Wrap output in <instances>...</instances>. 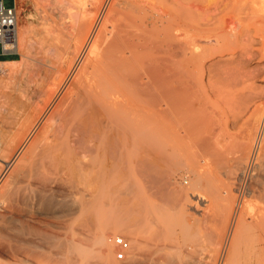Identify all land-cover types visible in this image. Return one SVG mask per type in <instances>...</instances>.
Wrapping results in <instances>:
<instances>
[{
    "label": "bare ground",
    "instance_id": "bare-ground-1",
    "mask_svg": "<svg viewBox=\"0 0 264 264\" xmlns=\"http://www.w3.org/2000/svg\"><path fill=\"white\" fill-rule=\"evenodd\" d=\"M75 1L80 2V13L74 10ZM152 1L144 5L137 0L67 1L74 10L69 18L77 38L67 70L59 77L60 93L52 109L37 107L24 116L0 154V264H116L107 245L113 246L111 237L105 240L111 227L130 236L132 250L128 253L129 245L123 264H140L142 247L157 231L144 237L153 220L146 197L168 200L169 176L174 175L167 154L179 151L181 126L186 133L184 125L190 118L181 122V104L187 100L181 103L188 80L185 68L223 53L229 31L227 15L206 19L208 29L199 31L200 6ZM26 34V27L16 29L15 44L8 50L17 53ZM201 38L214 47L200 48ZM219 119L211 124L208 145L202 140L200 145L194 143L201 152L200 170L194 173L196 181L192 179L197 186L204 181L222 185V206L213 200L220 208L216 219L212 217L218 222L214 233L211 228L216 233L214 249L209 248L213 255H205L207 248L205 256L179 258L172 254L175 248L154 243L150 250L147 247L157 255L150 264H264V118L260 125L246 122L234 133L223 129L226 121L222 125ZM191 121L189 125L196 123ZM227 140L238 152L230 165L227 156L223 164L219 160L227 152ZM92 141L102 157L93 176L91 171L85 173ZM212 158L219 163L213 166ZM131 178L138 186L129 183ZM83 179L97 182L103 208L118 211L114 219L104 218L96 225L86 246L78 239L95 228L97 198L94 187L95 200L87 198ZM188 215L183 212V223ZM248 234L255 240L246 247Z\"/></svg>",
    "mask_w": 264,
    "mask_h": 264
},
{
    "label": "rangeland",
    "instance_id": "rangeland-1",
    "mask_svg": "<svg viewBox=\"0 0 264 264\" xmlns=\"http://www.w3.org/2000/svg\"><path fill=\"white\" fill-rule=\"evenodd\" d=\"M67 1L4 0L6 7L15 5V8H17V31L20 26H24L27 29V34L23 47L17 53L0 57L1 60H5L4 62H6L3 65L1 64L2 70L0 72V144L2 146H0V154H3L1 152L4 151V145L9 143L8 141H11L13 136H15L14 134L17 132L24 116L37 107H44L45 111L46 109H52V102L60 93L62 82H60L59 77L61 73L67 70L69 56L74 49L73 46L77 38L75 28L71 26L69 13L74 10L78 12L79 10L80 12L82 11L79 8L80 2L75 1L77 8L73 10L68 6ZM137 1L142 3V5L148 2V0L146 2L145 0ZM172 1L184 4L193 3L201 7L197 11L199 16H196L198 23L201 25L198 26L199 31L208 29V26L204 25L206 19H210L215 15H218V17L227 15V30H229L227 31V48L223 53L210 57L211 59L204 58L203 62L200 61L194 66L185 68V71L188 73V80L183 84L182 97L184 99L181 97V103L185 99L187 100L181 104V113L183 111L185 114H181V119H183L181 122L183 121L184 123V119L190 118L184 125L186 133H184V129L181 126V134H184V136L181 135L178 154L173 155L170 152L167 154V160L172 167V170H170V167L169 171L174 175L169 176L171 179L169 180L170 187L168 186L170 193L168 200L165 199L162 202L158 201L154 196L150 197L151 195H148L151 199L146 197L153 220L149 225L152 227L150 229L146 228L149 232L145 230L146 232L143 234L144 237L148 238V235L152 231L157 230L151 234L152 237L154 236L153 238L150 237L151 235L148 238L149 243L147 247L149 250L154 243H157L159 245L170 246L172 250L175 248L174 251L176 253L172 251V254L181 255L182 258L183 255H186L184 258L194 256V258H198L205 255L209 257L213 255L211 250L215 246L212 240L215 237L216 233L214 235L213 233L216 231L215 227H217L216 224L218 223L215 217L219 215L217 211L220 209L217 207V204L219 203L218 205L222 206L223 203L219 192V188L221 189L222 185L219 186L218 183L220 182H217V184L215 182L214 184L212 181H204L200 186L194 183L196 181L194 173L200 170L198 160L200 159L199 154L201 152L199 151L200 147L194 143L200 145L202 142L208 145L207 137L210 136L212 123L215 119H219L218 115H224V118L220 116L219 120L222 122V125L226 121L225 123L227 124L224 123L222 128L227 129L229 133L239 131L246 122L250 121L258 126L264 118V0H167L166 3L170 6ZM151 2L153 1L150 0L149 3ZM198 42L197 44L200 48L214 47L213 42L209 43L207 39L201 38ZM201 62L203 65H201ZM184 95L186 96L184 97ZM185 106L188 107V110ZM192 119L194 121H191V123L196 122L197 124L193 123L194 125H189ZM194 126H197V128ZM200 126H205L203 127L205 129H201ZM234 128L236 129L234 130ZM188 129L189 131H187ZM189 132H191L190 135ZM198 135L202 136V139ZM92 142L88 146L93 152L87 153L85 157V173L91 171V175L93 176L97 175L95 173H98L99 160L102 157L97 150V143L93 142V144ZM223 154L225 155H222L219 160L223 164L225 156H227V165H230L232 160L238 156L237 149L229 140H227V152ZM217 161L212 158L210 162H213L214 166ZM195 168L196 170H194ZM220 173L222 179L225 180L224 169H220ZM192 179L194 182H192ZM82 181V188L87 198L94 197H92L95 193L94 188L96 189L95 195L97 196H95L96 200L93 198L96 201L95 212L93 213L94 218L97 219L95 220V228L92 226L91 230L85 231L84 236L78 239L82 246H86L88 240L91 239V235L96 232V228L102 224V219H114L118 215V211L115 207L109 209V206L105 208L101 206L100 199L102 196L97 193L98 191L95 186L97 182L85 179ZM129 183L133 186H138L136 178H131ZM87 185L88 187L85 188ZM91 187L94 188L92 189ZM211 189L215 191L216 196L213 191L211 192ZM89 190L90 192H87ZM178 194L183 197H179ZM216 197L219 198H217L218 201L215 199ZM212 201L215 203V207L212 205ZM183 212L189 214L184 223V219H182ZM204 214H206L205 217L203 216ZM212 217L215 219L213 220ZM122 219L126 218L123 217ZM112 228H109L110 232L109 230L108 233L105 232L107 234L105 235V240L107 241L108 238L116 235L123 236L130 245L128 251L130 253L132 248L129 234L126 232H114L111 230ZM211 228H213V233ZM169 239L173 242H170ZM254 240V237L248 234L245 246H251ZM175 243L176 245L174 246ZM210 243L213 245L211 246ZM107 245L111 250V259L116 264H123L127 254L125 255V259L117 260L114 256L115 247L110 246L108 243ZM147 247H142L143 249L139 253L140 264H150L152 257L157 256H152L151 252H148ZM211 247L213 249L210 250L209 248ZM203 249H206L208 252L205 254ZM160 260L158 258L155 261Z\"/></svg>",
    "mask_w": 264,
    "mask_h": 264
},
{
    "label": "built area",
    "instance_id": "built-area-1",
    "mask_svg": "<svg viewBox=\"0 0 264 264\" xmlns=\"http://www.w3.org/2000/svg\"><path fill=\"white\" fill-rule=\"evenodd\" d=\"M17 29V11L15 5L6 7L4 0H0V57L3 55H11L15 44ZM0 59V72H1ZM111 243L115 247V258L123 260L125 258V251L129 249L128 241L121 235L111 237Z\"/></svg>",
    "mask_w": 264,
    "mask_h": 264
},
{
    "label": "crops",
    "instance_id": "crops-1",
    "mask_svg": "<svg viewBox=\"0 0 264 264\" xmlns=\"http://www.w3.org/2000/svg\"><path fill=\"white\" fill-rule=\"evenodd\" d=\"M1 61H3V62H4L5 60H1Z\"/></svg>",
    "mask_w": 264,
    "mask_h": 264
}]
</instances>
